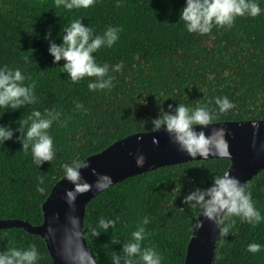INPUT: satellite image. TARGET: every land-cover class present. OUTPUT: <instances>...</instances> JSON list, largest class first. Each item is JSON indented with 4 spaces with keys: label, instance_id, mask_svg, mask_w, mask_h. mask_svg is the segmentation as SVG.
<instances>
[{
    "label": "trees",
    "instance_id": "16d2710c",
    "mask_svg": "<svg viewBox=\"0 0 264 264\" xmlns=\"http://www.w3.org/2000/svg\"><path fill=\"white\" fill-rule=\"evenodd\" d=\"M258 16L237 17L230 27L214 25L206 34L189 33L179 20L184 0H94L87 8L65 9L54 0H0V66L20 68L34 82L37 101L17 110L0 108V124L14 130L31 109L60 111L48 129L55 156L37 166L30 148L21 149L19 133L0 144V219L42 222L41 206L51 187L63 176L62 164L86 158L115 140L150 130V121L161 108L177 103L208 106L216 112L210 122L264 119V0ZM81 18L93 35L109 26L121 29L111 47L93 54L98 63L123 62L110 71V88L89 90V80L77 82L61 72L63 60L53 64L45 33L59 44L60 30ZM27 57V60L25 59ZM227 96L234 104L216 111L213 98ZM80 102L83 107L76 109ZM86 110V111H85ZM16 122V123H15ZM26 127V125H25ZM228 159L196 160L133 175L109 186L85 207L84 231L96 226L100 216L116 221L107 233L85 236L98 264H111L112 251L130 239L141 218L147 235L141 246H154L161 264H183L192 224L198 209L182 203L193 186L206 187L212 176L222 174ZM38 177L44 192L37 191ZM246 190L264 216V169ZM235 223L224 237L218 235L212 264H264V247L247 251L249 242L264 245V221ZM100 231H103L100 229ZM118 239L119 243H112ZM35 244L37 264H52L44 241L21 227L0 229V250ZM121 255L122 252H121Z\"/></svg>",
    "mask_w": 264,
    "mask_h": 264
},
{
    "label": "clouds",
    "instance_id": "9594fccd",
    "mask_svg": "<svg viewBox=\"0 0 264 264\" xmlns=\"http://www.w3.org/2000/svg\"><path fill=\"white\" fill-rule=\"evenodd\" d=\"M94 0H54L57 7L65 9L87 8ZM262 9L259 0H184L179 9V20L184 22V28L189 33L206 34L213 26L230 27L237 17L248 15L258 16ZM119 26H107L102 33L93 35L92 29L81 22V18L72 19L66 24L58 35L61 42L57 44L54 39H49L50 31L45 33L48 42V53L52 57L53 64L63 60L61 72L67 74L72 82H77L84 77H95L89 80V90L110 88L113 77L110 71H119L122 61L111 65L107 62L98 63L93 55L101 47H111L118 39ZM27 60V57H25ZM29 79L20 68L0 66V108L17 110L25 105L36 103L34 82L24 83ZM216 111L225 112L233 108L234 104L227 96L213 98ZM80 102L75 104L76 109H81ZM168 110L161 108L158 115L145 123L150 124L153 132L164 131L168 134L171 143L178 147L179 151L190 157L199 156L207 159L210 155L227 156L226 130L213 128L205 134L204 127L215 118L216 112L205 105L189 107L183 103H177L175 108L169 104ZM86 111V110H85ZM61 116L60 111L44 109H31L26 118H20L18 127L14 130L8 124H0V144L13 137L14 131L19 133L16 139L21 143V149L27 151L30 148L32 163L39 166L46 161L53 160L55 149L53 137L48 129L54 121ZM16 123V122H15ZM255 125V122H253ZM26 125V127H25ZM197 126H200L199 129ZM155 143V137L153 138ZM143 154L135 156L137 167L144 164ZM63 176L71 182L73 187L65 189L64 199L74 213V201L76 196L90 189L103 191L112 183V178L107 174L96 173L91 169L95 180L90 184L81 176V169L89 168L87 159L76 158L70 163L62 164ZM37 191L44 192L43 178L38 177ZM183 204L189 208L198 209V217L212 222L218 228V235L224 237L229 233L235 223L233 217H239L242 222L258 224L264 221L255 203L251 198V192L246 190V184L241 183L235 176L227 171L214 175L206 187L193 186L182 199ZM194 219L192 229H199L203 220ZM66 228L62 241L61 255L66 264H98L97 257L85 246L84 239L87 234L92 237L100 233H107L116 221L112 218L100 216L96 226L89 224L87 231L83 229L80 218L74 214L67 217ZM149 223V218L144 216L131 232L130 239L121 245V252L112 251L111 264H161V254L154 246H141L142 240L147 235L144 225ZM102 229L103 231H100ZM49 237H54L51 227L46 229ZM112 243H119L114 239ZM264 247L258 242H249L247 251L257 252ZM40 253L35 244L26 247H6L0 250V264H37Z\"/></svg>",
    "mask_w": 264,
    "mask_h": 264
},
{
    "label": "water",
    "instance_id": "95a60500",
    "mask_svg": "<svg viewBox=\"0 0 264 264\" xmlns=\"http://www.w3.org/2000/svg\"><path fill=\"white\" fill-rule=\"evenodd\" d=\"M199 127L197 126L198 129ZM213 128L226 130L225 139L228 155H210L207 159H228L229 165L225 171L238 178L241 183L247 184L258 172L264 169V119L210 122L204 127L205 134ZM154 137L155 143L153 142ZM137 154H143L145 158L141 167H137L135 163ZM84 159H87L89 168L80 170L83 179L91 184L96 178L91 171L94 168L96 173L107 174L112 178V183L109 186L133 175L157 168L196 160H207L201 159L199 156L193 158L179 151L178 147L170 142L168 134L162 130L157 132L149 130L127 135ZM72 187L71 182L66 180L64 176L55 182L42 203V222L40 224L32 225L21 219H0V229L21 227L28 233L38 235L45 243L52 264H66L61 255V248L68 227L67 217L74 214L80 218L83 225L86 205L102 192L90 189L79 193L74 201L73 213L64 199L65 189ZM198 215L199 212L196 218ZM198 219L203 220V223L199 229H192L183 264H212L218 228L203 217H198ZM49 227L53 229L54 237L48 236L46 229ZM84 243L88 247L86 238Z\"/></svg>",
    "mask_w": 264,
    "mask_h": 264
}]
</instances>
